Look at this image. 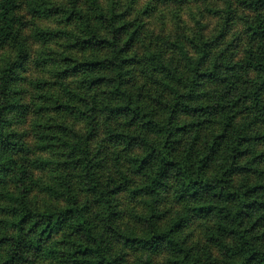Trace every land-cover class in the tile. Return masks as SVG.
Instances as JSON below:
<instances>
[{
	"label": "clouds",
	"instance_id": "9594fccd",
	"mask_svg": "<svg viewBox=\"0 0 264 264\" xmlns=\"http://www.w3.org/2000/svg\"><path fill=\"white\" fill-rule=\"evenodd\" d=\"M0 264H264V0H0Z\"/></svg>",
	"mask_w": 264,
	"mask_h": 264
}]
</instances>
